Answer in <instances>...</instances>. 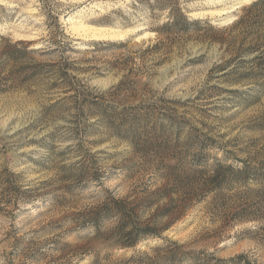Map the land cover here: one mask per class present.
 <instances>
[{
  "label": "rangeland",
  "instance_id": "374dc122",
  "mask_svg": "<svg viewBox=\"0 0 264 264\" xmlns=\"http://www.w3.org/2000/svg\"><path fill=\"white\" fill-rule=\"evenodd\" d=\"M253 1L0 0V264H264ZM77 16L123 34L82 37ZM108 194L159 235L127 246L115 209L79 215Z\"/></svg>",
  "mask_w": 264,
  "mask_h": 264
},
{
  "label": "trees",
  "instance_id": "16d2710c",
  "mask_svg": "<svg viewBox=\"0 0 264 264\" xmlns=\"http://www.w3.org/2000/svg\"><path fill=\"white\" fill-rule=\"evenodd\" d=\"M242 9L246 13H253L259 10L264 11V0H254L248 6H244ZM177 17L179 20L183 21V23H185L186 25L196 26L200 22L197 19L187 20V18L180 12L177 13ZM242 21L243 20L239 18L237 21L233 22L230 26H226L222 28L209 26L208 31L214 34H223L226 31L236 29L239 25L242 24ZM258 21H262V20H257L253 23L258 24ZM170 23L171 22H166L164 26L165 27L170 26ZM173 24H176V22H174ZM258 46H259L258 44H252L249 48L243 50V52L259 50ZM242 53H239L234 58L241 57ZM257 58L258 57H253L251 61H254ZM106 198L107 201L105 200L100 205L90 208L86 213H80L79 215H84V217H86L85 219H89L93 222L98 219L99 215H108L111 212L110 211L111 209H115L119 219H118V224L110 230V235L111 237H116L115 233H117L120 238L122 237L124 239V241L125 239L131 237V242H125V245L127 246L135 245L137 240L141 236L159 235V229H156L155 226L151 224L152 220L147 224H142V225L139 222H137V220H135V215L133 214L134 207L133 208L132 206L129 208L126 207L125 197L121 199H116L110 194H108ZM182 200L183 199H179V198L170 200L168 202L170 203V208L162 209L163 212L161 214L165 213L166 215H168L167 213H169L170 209H174L175 208L174 206L178 205L177 202H180ZM131 217H134V219H131Z\"/></svg>",
  "mask_w": 264,
  "mask_h": 264
},
{
  "label": "bare ground",
  "instance_id": "6f19581e",
  "mask_svg": "<svg viewBox=\"0 0 264 264\" xmlns=\"http://www.w3.org/2000/svg\"><path fill=\"white\" fill-rule=\"evenodd\" d=\"M219 1V0H217ZM248 2V0H239L238 3H235L233 6L231 5V9L229 11H232L234 9H239L243 3ZM211 3V2H210ZM245 5V4H244ZM230 6V5H229ZM229 8V7H228ZM83 12V11H82ZM217 12L225 13L224 9L218 10ZM216 12V13H217ZM194 13V12H193ZM214 13V12H213ZM215 13V14H216ZM228 13V12H227ZM195 14V13H194ZM211 14V13H210ZM231 14V13H230ZM92 15V14H91ZM217 15V14H216ZM94 16V15H93ZM85 17V16H84ZM84 17L77 16L75 18H66L65 21H69L71 25L69 28L77 32L78 35L82 37H89V38H103V39H114L118 38L119 36H122L123 32L120 29H114V28H103V27H95L87 24V21L84 20ZM230 17V16H229ZM89 18V17H88ZM89 20V19H88ZM230 20V19H229ZM230 23V22H229ZM137 27V26H136ZM138 28V27H137ZM133 30V29H131ZM135 31V29H134ZM74 32V33H75ZM126 33V32H125ZM145 33V32H144ZM146 35V34H145ZM143 36V35H142Z\"/></svg>",
  "mask_w": 264,
  "mask_h": 264
}]
</instances>
